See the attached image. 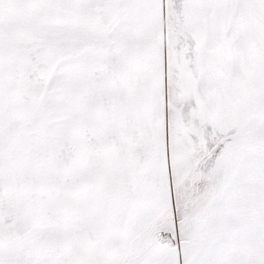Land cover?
I'll use <instances>...</instances> for the list:
<instances>
[{"label":"snow or ice","instance_id":"1","mask_svg":"<svg viewBox=\"0 0 264 264\" xmlns=\"http://www.w3.org/2000/svg\"><path fill=\"white\" fill-rule=\"evenodd\" d=\"M0 264H264V0H0Z\"/></svg>","mask_w":264,"mask_h":264}]
</instances>
